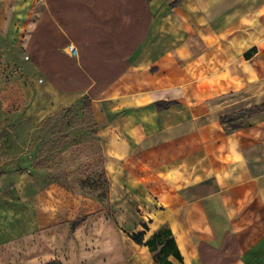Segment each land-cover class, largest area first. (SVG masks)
<instances>
[{"label":"crops","instance_id":"crops-1","mask_svg":"<svg viewBox=\"0 0 264 264\" xmlns=\"http://www.w3.org/2000/svg\"><path fill=\"white\" fill-rule=\"evenodd\" d=\"M20 34L36 89L89 98L96 130L49 162L68 187L0 173L22 205L0 212V264H156L129 234L161 226L174 264H264V111L220 123L264 103V0H39ZM99 167L118 214L80 189Z\"/></svg>","mask_w":264,"mask_h":264},{"label":"rangeland","instance_id":"rangeland-1","mask_svg":"<svg viewBox=\"0 0 264 264\" xmlns=\"http://www.w3.org/2000/svg\"><path fill=\"white\" fill-rule=\"evenodd\" d=\"M16 2L15 13L6 18L7 30L2 27L4 13H0V172L27 173L42 183L64 182L65 172L48 169L49 162L62 150L94 136L92 109L84 98L56 107L55 96L49 90L36 89L38 78L24 56L20 32L24 14L39 0ZM50 154L55 156L45 162ZM80 183L83 193L100 200L96 199L98 205L91 209V214H118L112 205L107 209V181L102 173L95 170ZM15 193L13 184L0 189L1 213L22 210ZM130 210L133 214L141 213L139 207L130 206ZM4 221L5 216L0 214L2 236L6 231Z\"/></svg>","mask_w":264,"mask_h":264},{"label":"trees","instance_id":"trees-1","mask_svg":"<svg viewBox=\"0 0 264 264\" xmlns=\"http://www.w3.org/2000/svg\"><path fill=\"white\" fill-rule=\"evenodd\" d=\"M175 2L176 1H173L172 4H174ZM252 51H253V49L250 50L247 53V55H249ZM82 98L86 99L85 97H82ZM88 103L91 106V100L89 98H88ZM260 111H264V103L254 105V106H251L249 108L241 109V110H238L236 112H232L229 114L222 115V116H220V123L226 132H232V131H234L240 127L239 121L242 118L251 116V115L256 114ZM95 130H96V126H95ZM93 138H95V133H94V136L90 139H93ZM54 156H55V154L48 155L47 158L45 159V162L50 160ZM96 170H98L100 173H102L103 176L106 178L103 168L99 167ZM92 173H90L88 175L87 179H89V177H90V175H92ZM52 181H55V180H52ZM106 181H107V179H106ZM60 183H63L64 185H66L68 187V185L65 182H60ZM95 199L99 200L97 197ZM108 208H109V204L107 202V209ZM79 221L80 220L78 219V220L72 222L71 228H73L74 225L76 223H78ZM145 229H146V227H145ZM129 236L136 243L144 245L148 248V250L151 252L152 257L155 260L156 264H174L169 259V256L174 257L178 261H182V257L180 255V252H179L177 246H176V242L174 240L172 232H171L170 228H168L166 226H161L157 230L153 231L147 238H144L143 233H131V234H129ZM43 264H68V263H64L58 259H50V260L44 262Z\"/></svg>","mask_w":264,"mask_h":264},{"label":"built area","instance_id":"built-area-1","mask_svg":"<svg viewBox=\"0 0 264 264\" xmlns=\"http://www.w3.org/2000/svg\"><path fill=\"white\" fill-rule=\"evenodd\" d=\"M67 51H68V53L71 54V55H76V54H77V49H76V47L73 46L72 44H69V45L67 46Z\"/></svg>","mask_w":264,"mask_h":264}]
</instances>
